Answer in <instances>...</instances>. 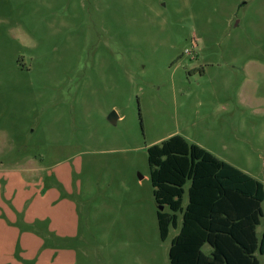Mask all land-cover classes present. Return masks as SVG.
<instances>
[{
    "label": "rangeland",
    "instance_id": "374dc122",
    "mask_svg": "<svg viewBox=\"0 0 264 264\" xmlns=\"http://www.w3.org/2000/svg\"><path fill=\"white\" fill-rule=\"evenodd\" d=\"M175 135L264 184V0H0V264H170Z\"/></svg>",
    "mask_w": 264,
    "mask_h": 264
},
{
    "label": "trees",
    "instance_id": "16d2710c",
    "mask_svg": "<svg viewBox=\"0 0 264 264\" xmlns=\"http://www.w3.org/2000/svg\"><path fill=\"white\" fill-rule=\"evenodd\" d=\"M159 233L171 228L170 264H260L264 254V184L181 135L147 149ZM188 203L184 206L185 186ZM206 245L211 252L206 255Z\"/></svg>",
    "mask_w": 264,
    "mask_h": 264
},
{
    "label": "crops",
    "instance_id": "0c3cea01",
    "mask_svg": "<svg viewBox=\"0 0 264 264\" xmlns=\"http://www.w3.org/2000/svg\"><path fill=\"white\" fill-rule=\"evenodd\" d=\"M182 224V218H181V216H180V222H179V226H178V228L177 229H175V231H176V233H175V235L174 236H172V238H171V242H172V240L179 234V232H180V229H181V225ZM171 229H174V228H171ZM170 232H171V230H170ZM170 232H169V236H170ZM169 236H168V238H169ZM167 238V239H168ZM166 239V240H167ZM165 240V241H166ZM171 246V245H170ZM170 250V249H169ZM257 257H258V255H257ZM259 259V258H258ZM260 261V260H259ZM261 264V263H260Z\"/></svg>",
    "mask_w": 264,
    "mask_h": 264
},
{
    "label": "water",
    "instance_id": "95a60500",
    "mask_svg": "<svg viewBox=\"0 0 264 264\" xmlns=\"http://www.w3.org/2000/svg\"><path fill=\"white\" fill-rule=\"evenodd\" d=\"M110 121L113 123V124H115L116 123V116H115V114H113V115H111V117H110ZM164 206H159V211H164Z\"/></svg>",
    "mask_w": 264,
    "mask_h": 264
}]
</instances>
